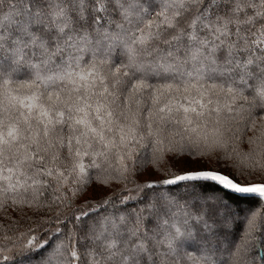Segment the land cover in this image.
Wrapping results in <instances>:
<instances>
[{
  "label": "snow or ice",
  "instance_id": "6c2138e0",
  "mask_svg": "<svg viewBox=\"0 0 264 264\" xmlns=\"http://www.w3.org/2000/svg\"><path fill=\"white\" fill-rule=\"evenodd\" d=\"M0 264H264V0H0Z\"/></svg>",
  "mask_w": 264,
  "mask_h": 264
}]
</instances>
